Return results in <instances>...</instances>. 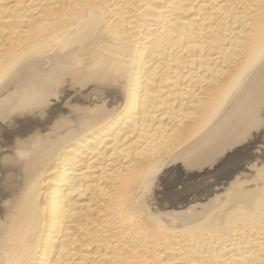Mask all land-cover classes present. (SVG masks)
I'll list each match as a JSON object with an SVG mask.
<instances>
[{
	"label": "bare ground",
	"instance_id": "bare-ground-1",
	"mask_svg": "<svg viewBox=\"0 0 264 264\" xmlns=\"http://www.w3.org/2000/svg\"><path fill=\"white\" fill-rule=\"evenodd\" d=\"M0 264H264V0H0Z\"/></svg>",
	"mask_w": 264,
	"mask_h": 264
}]
</instances>
